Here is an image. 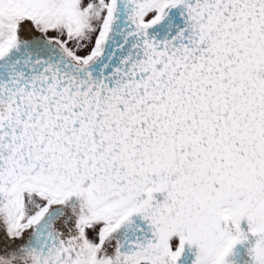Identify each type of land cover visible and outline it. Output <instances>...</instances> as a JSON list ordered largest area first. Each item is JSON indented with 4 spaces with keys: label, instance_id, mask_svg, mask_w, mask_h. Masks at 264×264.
<instances>
[{
    "label": "snow or ice",
    "instance_id": "6c2138e0",
    "mask_svg": "<svg viewBox=\"0 0 264 264\" xmlns=\"http://www.w3.org/2000/svg\"><path fill=\"white\" fill-rule=\"evenodd\" d=\"M0 264H264V0H0Z\"/></svg>",
    "mask_w": 264,
    "mask_h": 264
}]
</instances>
